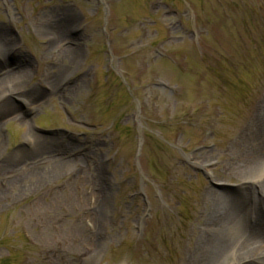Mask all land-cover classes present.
I'll return each mask as SVG.
<instances>
[{"label": "rangeland", "instance_id": "1", "mask_svg": "<svg viewBox=\"0 0 264 264\" xmlns=\"http://www.w3.org/2000/svg\"><path fill=\"white\" fill-rule=\"evenodd\" d=\"M0 41L24 93L0 97V264L184 260L204 190L240 183L222 173L264 101V0H0Z\"/></svg>", "mask_w": 264, "mask_h": 264}, {"label": "bare ground", "instance_id": "2", "mask_svg": "<svg viewBox=\"0 0 264 264\" xmlns=\"http://www.w3.org/2000/svg\"><path fill=\"white\" fill-rule=\"evenodd\" d=\"M71 19L66 12L53 18L49 26L58 37ZM2 44L3 41H0ZM76 48V47H75ZM75 54L71 46L59 48V59ZM19 73L0 75V97L8 84L12 92L24 95L17 84ZM60 69L45 79L48 87L61 82ZM17 82V83H16ZM24 92V91H23ZM260 113L251 118L248 135L235 141L234 168L222 174L240 181L231 191L204 190L207 209L201 220L198 244L186 252L185 259L177 264H264V101ZM68 160L58 158L44 163L41 174L52 175L68 166ZM222 175V176H223ZM218 190V189H217ZM210 198L211 201H208ZM214 198V199H213Z\"/></svg>", "mask_w": 264, "mask_h": 264}]
</instances>
